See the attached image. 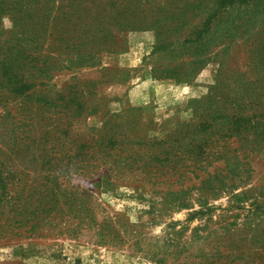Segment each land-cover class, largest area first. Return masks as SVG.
I'll return each instance as SVG.
<instances>
[{
    "label": "rangeland",
    "instance_id": "rangeland-1",
    "mask_svg": "<svg viewBox=\"0 0 264 264\" xmlns=\"http://www.w3.org/2000/svg\"><path fill=\"white\" fill-rule=\"evenodd\" d=\"M72 1L9 0L0 28H37L44 89L86 103L73 138L113 156L65 180L83 203L0 237V264H264V146L233 129L264 109V0H80L73 24Z\"/></svg>",
    "mask_w": 264,
    "mask_h": 264
},
{
    "label": "trees",
    "instance_id": "trees-1",
    "mask_svg": "<svg viewBox=\"0 0 264 264\" xmlns=\"http://www.w3.org/2000/svg\"><path fill=\"white\" fill-rule=\"evenodd\" d=\"M8 1L0 0V6ZM78 1L73 0L66 5L65 22L72 23ZM0 9L1 14L5 9ZM36 29L17 30L15 25L10 31L0 28V105L4 107V119L9 120L0 122L3 124L0 147H6L4 151L0 149L1 238L11 236L23 226H28L27 232L33 233L47 218L61 212L59 206L62 201L73 208L78 198L85 200L73 188L64 186L65 180L74 175L91 177L87 173L88 167L94 166L99 158L113 156L95 149L98 144L99 147L114 146L111 142L114 137H100L94 144L73 138L72 118L80 114L78 110L85 109V100L71 91L74 84L66 93H50L44 89L54 67L48 57L42 56L40 33ZM14 106L16 109H12ZM244 111L237 114L233 129L238 134L254 130L255 137L260 139L252 143L256 147L264 146V109L252 114L261 115V119L253 123L245 120ZM26 150L27 154L23 153ZM196 157L201 158L199 155ZM140 158L128 155L124 160L127 165L138 160L140 166ZM120 159L115 162L119 163ZM181 159L176 155L166 158L169 161ZM28 169L31 170L26 171ZM103 180L104 177L100 176L98 183ZM79 216L80 226L98 224L94 217L82 219L83 216ZM48 223L49 220L44 224Z\"/></svg>",
    "mask_w": 264,
    "mask_h": 264
}]
</instances>
